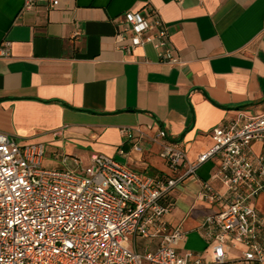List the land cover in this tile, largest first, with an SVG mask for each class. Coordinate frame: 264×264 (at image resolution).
I'll return each instance as SVG.
<instances>
[{"label":"crops","instance_id":"1","mask_svg":"<svg viewBox=\"0 0 264 264\" xmlns=\"http://www.w3.org/2000/svg\"><path fill=\"white\" fill-rule=\"evenodd\" d=\"M144 7L163 23L178 63L159 61L152 43L121 49L124 13ZM1 47L9 56L0 57V133L43 145L49 169L80 171L100 154L141 177L178 176L185 169L171 172L164 145L194 164L212 147L213 128L264 113V0H57L31 9L0 0ZM251 149L259 155L264 144ZM219 164L200 165L166 201L164 221L183 234L179 251L204 261L212 256L203 219L228 205L201 198L205 183L225 194ZM249 204L264 222V193Z\"/></svg>","mask_w":264,"mask_h":264},{"label":"built area","instance_id":"2","mask_svg":"<svg viewBox=\"0 0 264 264\" xmlns=\"http://www.w3.org/2000/svg\"><path fill=\"white\" fill-rule=\"evenodd\" d=\"M37 2L57 5V0H24V7ZM144 8L124 13L116 34L121 49L152 43L159 61L178 63L163 23ZM8 56L1 47L0 57ZM211 139L212 147L194 164L182 150L164 145L161 157L171 172L185 170L157 180L100 154H92L80 171L49 169L43 166V145H19L0 133V264H260L264 222L249 201L264 193V149L259 155L251 149L253 143L264 144V113L240 125L215 127ZM214 157L220 160L215 178L225 194L205 183L201 198L209 203L226 198L228 205L203 219L212 256L204 261L179 251L183 234L164 216L170 191ZM143 241L154 247L143 249ZM237 247L240 257L231 260L228 254Z\"/></svg>","mask_w":264,"mask_h":264},{"label":"rangeland","instance_id":"3","mask_svg":"<svg viewBox=\"0 0 264 264\" xmlns=\"http://www.w3.org/2000/svg\"><path fill=\"white\" fill-rule=\"evenodd\" d=\"M47 164H48L47 162H46V163L44 162V165H45V166H46ZM46 167H47V166H46Z\"/></svg>","mask_w":264,"mask_h":264},{"label":"trees","instance_id":"4","mask_svg":"<svg viewBox=\"0 0 264 264\" xmlns=\"http://www.w3.org/2000/svg\"><path fill=\"white\" fill-rule=\"evenodd\" d=\"M252 264H256V263H252Z\"/></svg>","mask_w":264,"mask_h":264}]
</instances>
